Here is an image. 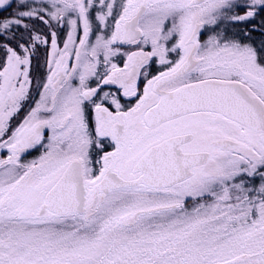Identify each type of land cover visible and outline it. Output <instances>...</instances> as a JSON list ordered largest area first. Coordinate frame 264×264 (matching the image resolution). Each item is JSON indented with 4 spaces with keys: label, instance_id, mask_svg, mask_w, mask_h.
<instances>
[{
    "label": "snow or ice",
    "instance_id": "obj_1",
    "mask_svg": "<svg viewBox=\"0 0 264 264\" xmlns=\"http://www.w3.org/2000/svg\"><path fill=\"white\" fill-rule=\"evenodd\" d=\"M0 264H264V0H0Z\"/></svg>",
    "mask_w": 264,
    "mask_h": 264
}]
</instances>
